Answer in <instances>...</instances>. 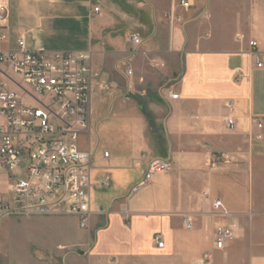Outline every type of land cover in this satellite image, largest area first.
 <instances>
[{
  "label": "crops",
  "instance_id": "obj_1",
  "mask_svg": "<svg viewBox=\"0 0 264 264\" xmlns=\"http://www.w3.org/2000/svg\"><path fill=\"white\" fill-rule=\"evenodd\" d=\"M188 1L184 10L180 0H6L0 52L21 39L29 51L88 55L89 124L78 145L92 155L91 218L72 234L68 219L57 222L66 243L49 262L14 257L0 239V264H264V129L253 122L264 116V66L255 68L248 45L264 62V0ZM172 10L180 22L167 20ZM212 154L226 163L210 169ZM153 159L171 171L125 201ZM214 199L230 217L213 211ZM219 226L233 236L215 250Z\"/></svg>",
  "mask_w": 264,
  "mask_h": 264
},
{
  "label": "built area",
  "instance_id": "obj_2",
  "mask_svg": "<svg viewBox=\"0 0 264 264\" xmlns=\"http://www.w3.org/2000/svg\"><path fill=\"white\" fill-rule=\"evenodd\" d=\"M178 5L184 10L191 7L188 0H180ZM98 12L99 8L94 7L93 13ZM8 18L6 0H0V41L6 38ZM166 18L170 23L180 22L173 10ZM129 42L134 47L142 44L134 34ZM17 45L16 51L0 52V173L7 181L6 190L0 192V222L12 217H71L85 230L91 218L92 155L79 148L78 138L89 124L92 77L88 55L29 51L21 39ZM248 45L255 68H263L257 43L249 41ZM126 69L130 75L128 64ZM235 78L236 82L242 80V73L236 72ZM167 97L177 96L169 93ZM224 121L229 129L234 128L231 118ZM253 122L257 130L264 129V116L254 118ZM261 138L255 136L256 140ZM103 156L107 157L108 153ZM224 163V155L212 154L208 165L217 169ZM170 171L169 160L149 161L143 177L130 188L125 201L155 175ZM212 207L216 214L230 217L220 199H214ZM121 213L127 223L130 220L127 206ZM184 221L190 228L188 218ZM232 236L229 226H219L215 232V250L224 249ZM152 240L158 249L163 247L160 234H155Z\"/></svg>",
  "mask_w": 264,
  "mask_h": 264
},
{
  "label": "rangeland",
  "instance_id": "obj_3",
  "mask_svg": "<svg viewBox=\"0 0 264 264\" xmlns=\"http://www.w3.org/2000/svg\"><path fill=\"white\" fill-rule=\"evenodd\" d=\"M6 186L5 176L0 173V190L5 189ZM69 218L71 217H12V224L8 225L7 223L4 227H1L0 239L2 246L5 251H8L14 257H25L28 254L41 253L42 260L49 262L51 260L50 253L56 252L57 244L66 243L65 238L61 237V227H66V225L60 226L57 222L68 219L67 226L71 234L80 230L79 227L74 226Z\"/></svg>",
  "mask_w": 264,
  "mask_h": 264
}]
</instances>
